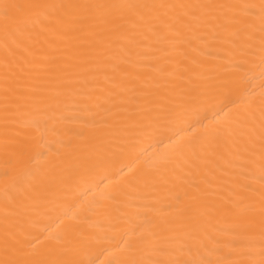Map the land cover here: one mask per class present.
I'll return each mask as SVG.
<instances>
[{
  "label": "bare ground",
  "instance_id": "1",
  "mask_svg": "<svg viewBox=\"0 0 264 264\" xmlns=\"http://www.w3.org/2000/svg\"><path fill=\"white\" fill-rule=\"evenodd\" d=\"M229 2L259 5L260 0ZM254 11L258 15L259 9ZM4 39L0 31V96ZM14 41L9 40L17 65L11 83L21 93L50 86L52 77L74 63L76 33L29 25ZM190 55L194 73L149 86L107 114L77 113L76 121L54 117L39 126L31 116H20L5 126L0 112V261L123 264L133 257L155 258L143 246L147 232L197 195L193 185L224 196L248 185L245 194L259 201L264 192L259 156L249 164L247 154L225 143L224 134L207 136L194 120L211 130L225 113L235 116L250 107L258 116L260 81L254 95L243 96L222 86L231 71L218 59L222 52L201 46ZM74 108L68 103L62 111L71 116ZM6 188L14 196L11 202ZM54 198V210L34 213ZM251 258L261 259L258 247Z\"/></svg>",
  "mask_w": 264,
  "mask_h": 264
},
{
  "label": "snow or ice",
  "instance_id": "2",
  "mask_svg": "<svg viewBox=\"0 0 264 264\" xmlns=\"http://www.w3.org/2000/svg\"><path fill=\"white\" fill-rule=\"evenodd\" d=\"M257 8L258 15L254 11ZM0 19L5 37L0 112L5 126L20 116H31V123L39 126L54 117L76 121L77 113H110L149 86L159 87L161 81L167 83L194 73L195 58L190 53L199 52L201 46L211 47L223 53L218 59L231 69L222 81L223 87L252 96L259 79V114L250 107L235 116L225 113L216 122L218 127L211 130L199 118L194 123L205 127L207 136L224 134L225 143L247 154L249 164H255L258 155L264 173V0L259 5L229 0L59 4L0 0ZM29 25L76 33L77 44L74 63L52 77L50 86L21 93L11 83L17 65L10 58L14 53L9 40L15 42V35ZM68 103L75 106L71 116L62 111ZM9 187L14 189L15 183ZM193 187L197 195L183 209L147 232L143 246L155 258L133 257L123 264H264V192L256 201L245 194L248 185L235 186L228 196ZM6 196L9 202L14 199L8 188ZM56 199L43 209H34V213L40 216L54 210ZM32 223L38 224L39 220ZM257 247L259 261L251 258ZM0 264L18 262L4 260Z\"/></svg>",
  "mask_w": 264,
  "mask_h": 264
}]
</instances>
